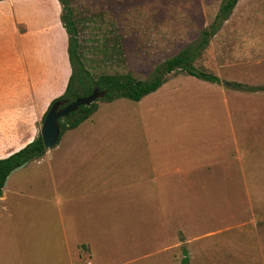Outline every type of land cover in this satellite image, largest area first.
<instances>
[{"label": "rangeland", "instance_id": "1", "mask_svg": "<svg viewBox=\"0 0 264 264\" xmlns=\"http://www.w3.org/2000/svg\"><path fill=\"white\" fill-rule=\"evenodd\" d=\"M77 1L82 8L87 7L86 13L101 10L105 18L114 13L118 16L120 11L130 67L139 77L147 78L154 66L198 37L204 27L197 24L201 13L207 12L203 22L209 23L219 0H191L192 6L203 11L189 12H185L190 5L186 0H127L121 10L116 4V8H108L119 0H104L103 5L98 0ZM260 2L252 11L251 0L240 3L209 41L210 48L199 63L212 70L219 82L177 71L167 75L162 90L163 84L140 101L117 98L108 104L111 101L97 100V107H101L95 125L80 128L76 141L78 148L102 146L104 150L52 151L57 157L50 168L23 169V190H41L47 197L42 213L47 238L61 241L63 228L69 239L86 240L95 264H180L185 248L189 264H203L205 237L201 231L224 229L215 238L209 237L208 243L252 257L251 239L237 237L240 228L235 221L251 216L253 208L247 200L263 190V185L252 184L258 175L264 177V171L255 172L251 167V122L255 121L256 128L264 123L251 113V100L256 98L252 92L237 90L230 83L264 84V0ZM48 105L44 91L0 87V158L38 136ZM260 137L263 143L264 132ZM261 149L256 151L257 160ZM212 160L219 164L216 170L207 164L205 170L187 175L190 179L206 178L188 183L175 178L174 186L158 188L160 194L153 198V184L147 181L153 168L159 166L162 171L167 165L183 169ZM223 163L229 164L224 165L226 170H221ZM92 168L96 170L95 182L87 183L82 177L80 183L75 181L76 169L83 176ZM58 169L64 170L60 172L65 176L63 181L58 180ZM139 176L145 184L143 194L137 195ZM61 192L68 201L56 200ZM223 198L227 200L224 205L235 198L240 201L227 206L230 217L218 211ZM20 225L23 222L14 215L11 227ZM228 226L231 228L226 230ZM173 240L169 250L153 254L163 245H172ZM214 248L207 252L215 256ZM36 259L32 264H43V258ZM225 259L229 260L224 255ZM87 261L84 252L80 263ZM0 264H7L3 254Z\"/></svg>", "mask_w": 264, "mask_h": 264}, {"label": "crops", "instance_id": "2", "mask_svg": "<svg viewBox=\"0 0 264 264\" xmlns=\"http://www.w3.org/2000/svg\"><path fill=\"white\" fill-rule=\"evenodd\" d=\"M70 1L73 7L75 25L78 30V54L84 67L89 71L91 76L97 78L103 74L128 73L137 79H144V76L141 78L136 74L128 62V38L126 28H124L125 24L120 19V11L118 16L114 13L112 17L108 16L105 18L101 10H96V12L93 13H86L87 7L82 8V5L79 6L80 2L77 0ZM98 1H101V5L104 4V0ZM194 1L197 2L198 0ZM243 1L245 0L237 1L230 16H232L237 6ZM259 1L260 0H251V11L262 3H259ZM186 2H190V5L188 6L189 8H185V12L191 10L203 11V9H197L196 6H192L191 0H186ZM220 3L221 0L217 3L216 13ZM115 4L118 5V10H121L124 5L127 6V0H121V2L119 0V3L114 2V6L110 5L108 8L110 10L116 8L117 6ZM60 13L61 6L58 0H0V87L6 90L44 91L47 96V104H49L53 98L64 92L71 74V66L67 53L68 35L61 24ZM206 15L207 12L203 11L200 15V22L197 23L200 26H204L201 30L207 27L215 17L214 15L209 23L203 22L204 16L206 17ZM208 48H210V44H208L197 56L194 65L202 71L216 75L212 70H208L207 67L199 63L206 55L205 53L208 51ZM151 71L147 72V74ZM164 86L165 84L158 89L162 90ZM251 87H254L251 89V94L256 97L251 100V113L260 118L261 122L264 123L262 116L264 115V84L251 85ZM158 89L155 91H159ZM110 103L113 102L111 101L108 104ZM100 105L96 107V110L87 119L78 125L81 127L77 128L78 126H76L75 128L64 131L53 148L46 150L40 157L28 161L25 166L13 170L8 175L0 195V254H3L7 264H32L31 260H34L35 256L39 259L43 258V264H81L80 259L82 254L84 255V252L88 259L87 264H95L91 254L92 247L86 240H79L78 238L69 239L66 230L63 228L60 229L61 241L60 238L56 241L47 238L48 230L46 227L44 228V226H42V223H44L42 222L43 207L46 206L47 197L41 190L32 192L23 190L24 182L21 180V175L23 171L25 172L23 169L26 168L28 171L50 168L52 166L51 162L57 157L52 155V151L75 148L90 151L98 150L99 152L104 150L102 146L96 148H78L76 141V135L80 128L88 123L95 125V119L100 112ZM251 121H253L252 116ZM254 123L251 122V167L255 172H260L259 170L264 171V159L261 158L264 154V148L261 149L259 147L261 144L264 145V142L262 143L263 139L260 137L261 133L264 132V124L263 127L256 128ZM232 138L234 139L233 135ZM62 142H66L63 147L61 146ZM24 145L15 151L19 150ZM260 149V159L258 158L257 160L256 151ZM46 163H48V165ZM207 164H211L213 166L212 169L215 170L219 166L217 161L212 160L200 164H191L190 167L183 169L176 166L167 167V165L162 171L159 166L153 168L151 170L152 172L147 175L149 178L147 181L153 184V186L150 187V189L152 188L151 193L153 198H157L160 194L158 188L174 186L175 178H183L184 183H188L191 180L199 181L200 179L206 178V176H204L198 178L199 180L195 178L190 179L187 178V175L191 172L199 171L200 169L205 170ZM224 165L228 166L229 164L223 163V169L221 170L227 169ZM46 170L51 173L50 169ZM76 171L77 172L74 174L76 182L80 183L83 181L80 177L86 179L85 181L87 183L90 180L95 182V174L93 173L96 171L95 169L92 168L88 170L83 176H80L78 169H76ZM60 172L63 173L64 170L59 171V173ZM61 173L60 176H58L59 181H63L64 179L62 178L65 177L61 175ZM139 178L141 179L136 182V186H138L137 195L140 193L143 194L142 186L145 184L143 180L144 177L139 176ZM171 179L173 183L170 181ZM44 181L47 182L48 180ZM54 181L58 183L56 179H54ZM253 182V186L263 185L262 193L251 196V199L247 200L248 203L251 204V208H253L251 210V216L247 217L246 220H242L241 217L235 221L237 222L235 226L240 228L237 230V237L248 236L251 239L252 257L251 255L248 256L244 251H227V249L220 248L219 244H215L214 246L212 243H208L209 237H211V239L215 238V235L218 234L217 232H223L224 229L208 232L205 230L201 231L203 237H205L202 246V249L205 250V255L202 257L203 262L201 263L264 264V177L260 178V175H258L253 179ZM68 199V196L66 198L65 194L62 192L56 195V200H60V203H64L68 201ZM220 201L221 205H219V209L217 208L218 211H222V215L229 217L230 215L227 208V206H230L229 203L236 201L238 203L240 202L236 200V198L225 205L222 204L227 201L225 198ZM213 209H215V206ZM14 215L19 217L23 225L11 227V219ZM230 228L231 227L228 226L225 229L229 230ZM140 234H142V231ZM142 238L144 240L142 235L139 236L140 241H142ZM227 241L229 242L230 240ZM174 244L175 242L173 240L172 245H163L160 249L158 248L156 252H153V254L161 250H169ZM257 245H259V247H257ZM213 247H215L214 249L217 251L215 256L207 252L212 250ZM223 250H225V252H222ZM257 250H260V255ZM256 252L258 258L256 257ZM223 253L229 260H223ZM127 262L128 261H125V263Z\"/></svg>", "mask_w": 264, "mask_h": 264}, {"label": "trees", "instance_id": "3", "mask_svg": "<svg viewBox=\"0 0 264 264\" xmlns=\"http://www.w3.org/2000/svg\"><path fill=\"white\" fill-rule=\"evenodd\" d=\"M61 4L60 20L68 35L67 53L71 66V74L68 78L65 90L59 96L53 98L48 108L55 102H71L79 96H85L94 88L104 91L105 94L99 100L109 102L117 98H127L139 101L147 94L157 90L167 75L174 72H182L198 79L217 83L219 78L211 73L202 71L195 67L194 61L197 56L207 47L211 38L229 18L238 0H221L218 11L213 21L199 33L198 37L185 45L175 55L158 63L145 79H137L131 74H103L93 78L84 67L78 54V30L73 18V11L70 0H58ZM230 85L237 90L251 91L254 87L240 82H231ZM97 101L88 106H80L76 111L59 119L60 139L62 133L68 129L75 128L87 119L97 107ZM46 111L42 115V120ZM43 142L40 136L25 144L19 150L10 155L0 158V195L2 187L9 173L26 161H31L45 153ZM183 255L180 264H189L187 249L182 250Z\"/></svg>", "mask_w": 264, "mask_h": 264}, {"label": "water", "instance_id": "4", "mask_svg": "<svg viewBox=\"0 0 264 264\" xmlns=\"http://www.w3.org/2000/svg\"><path fill=\"white\" fill-rule=\"evenodd\" d=\"M222 82L225 83L224 80H222ZM104 94V91L94 88L90 94L79 96L73 101L64 104L63 106H60L59 102L53 103L46 111L42 120L40 132L38 133V136H40L42 139L44 149L48 150L57 144L60 135L59 119L69 115L71 112L76 111L80 106L90 105L91 103L99 100L102 96H104ZM27 162L28 161L23 162L13 170L25 166Z\"/></svg>", "mask_w": 264, "mask_h": 264}, {"label": "flooded vegetation", "instance_id": "5", "mask_svg": "<svg viewBox=\"0 0 264 264\" xmlns=\"http://www.w3.org/2000/svg\"><path fill=\"white\" fill-rule=\"evenodd\" d=\"M65 104V102H62V103H60V106H63Z\"/></svg>", "mask_w": 264, "mask_h": 264}]
</instances>
